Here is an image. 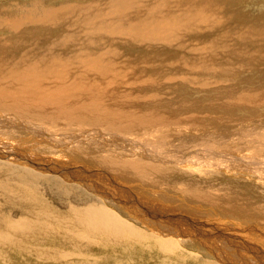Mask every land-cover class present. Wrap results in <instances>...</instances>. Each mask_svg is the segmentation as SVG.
Returning a JSON list of instances; mask_svg holds the SVG:
<instances>
[{
    "label": "rangeland",
    "instance_id": "374dc122",
    "mask_svg": "<svg viewBox=\"0 0 264 264\" xmlns=\"http://www.w3.org/2000/svg\"><path fill=\"white\" fill-rule=\"evenodd\" d=\"M38 1L44 4V7L45 4L51 6L50 4H54L55 2V0H0V20H22L24 17L29 16L30 7ZM61 1L62 0H60L56 6L52 7L59 8L66 4L78 7L84 5L72 2L67 3L72 0ZM143 1L144 0L122 1L123 9L129 10L136 18L131 30L134 29L135 31L136 27L142 24ZM262 3H264V0H218V5L223 15L227 16L229 19L235 17L234 19L236 22L245 25L252 24L253 21H256L258 18L264 19V8L259 6ZM19 4L26 5V7L23 8ZM3 9L7 11V19L1 16ZM118 9L119 7L113 11H117ZM14 11L16 15L10 16L9 13ZM73 17L74 16L68 18L63 17L61 19V40H65L70 36L69 25ZM199 23L202 26V20H200ZM204 30L206 32L199 37L200 39H205L209 36L207 33L208 29ZM82 32L83 30L80 29L76 37L80 42ZM104 37L110 38L112 36ZM50 39L51 35L47 32L46 41H41L40 45H49ZM115 40H121L123 43H127L120 37H115ZM223 45L227 48H231L226 52L229 55L232 54L233 50L240 52L243 46V48L246 47L249 49L250 53L248 54L255 55V57L259 54L261 58L258 56V58L254 57V59L250 56H246L249 58L248 61L236 65L234 76L233 78L230 77L229 80L227 79L229 76L226 68H228L230 64L228 62H223V66L217 65L216 68H218V71L212 75V78L217 79L219 83L223 80L226 82L223 81L225 83L222 82L221 84L212 85V89L203 88L204 84L212 82L210 78L206 79L204 74L187 76V73H179L177 68H174L170 73L156 70V66L158 65H162L163 68L166 69L168 66L180 62L187 68L183 59L186 61L192 60V54L184 55L181 58L176 52L168 53L166 48L169 47V45L155 44L154 50L162 49L169 60H180L174 62L167 61L166 58H164L162 62L151 61L149 59V49H140L139 47L131 45H123L120 47L118 50L120 55L115 54L114 56H110L104 54L100 59L103 61H113L117 58H129L131 60L144 59L149 66L147 68H142L144 75L150 79L156 80L157 84H165H162L157 90L142 84L132 85L130 92L133 94V97L160 99V102L164 104L174 102L178 104L179 101L185 100L186 102L184 101V104H190V106L194 107H192V110L190 107L189 110L187 108L181 110V114L188 115L191 111L192 114L190 113L189 115L194 114L200 119H197V124L201 123L204 125V123L209 124L210 122H215V124L211 125V128L210 125L205 124L210 129L203 132L205 134H198L199 136L200 134L202 135L200 136L201 139L196 138L198 142H196V139L192 140V133H190L191 138L189 136L188 139L187 136L188 142L190 143V145L186 147L187 151L184 150L180 154L181 145L177 142L171 145L170 150L174 154L182 155L181 160L178 164L173 163L172 168H174V171H171V167L169 168V171L172 172V180L169 177L171 181L168 179L163 183L161 182L158 185H154V187L151 181H141L138 179H134V181L130 178H124V180H122L108 170L106 172H98L101 177H91L90 174L88 175L87 173H94L98 170L93 168V171L91 168H88L86 164L77 162L78 166L84 169H82L83 172L80 171L74 164L76 159H74L72 155L74 152L76 153V151L72 149L76 146L72 145V143L77 145L79 142L76 141H80L79 144L83 149L87 148V146L98 148V144L94 145L90 137H88L89 141H83L77 134L79 132L92 130L94 125L91 127L83 125L74 128L71 126L68 128L67 126L64 127L62 124H51L33 119L31 120V118L20 115L17 116L18 114H15L13 111L5 110L3 112L4 115L0 111V115L2 114L4 116V119L2 115L0 116L2 117L0 118V148L2 149L0 151V182H5L7 184L21 182L20 189L24 193L32 192L35 198L38 197L40 200H44L54 213L60 215V217L69 215L68 213L72 211L85 210L93 203L101 204L106 210L108 209L107 211L109 214H111L113 218L119 220L120 223L127 222L128 224L124 227L127 226L129 229L136 231L135 236H126L123 233L126 231L121 230V227L117 226L110 230L112 233L110 232L108 235H105V231L101 229L95 233L97 236L91 234V238L93 239L87 236L88 240L86 239V245L82 247L61 241L54 242L53 239L48 240L46 244L28 242L33 244L22 243L23 246L0 247V261H2L0 264H245L246 259L248 261L246 262L247 264H264V259H259V255L260 257H264V208H262L264 207V145L262 149L259 148L258 143H260L262 139H259L258 142L255 139V134H257V132L262 134L264 132V46H260L261 49H259V46L255 47L252 44L240 45L238 42H235L234 37L226 38L223 41ZM225 47L218 46L217 58L225 54ZM9 51L16 56L22 53L13 45H10ZM70 51L71 49L62 48L60 55H64L68 63H81L82 58L77 55L78 51H74L76 54L71 56L69 55ZM255 51H258L257 54ZM260 51L263 53V56H261L262 54L260 55ZM135 71L141 74L137 69H135ZM121 73L126 76L128 71L124 68L121 70ZM92 75L107 80L110 88L115 84L119 87L126 85L125 82L127 78L117 79V74L112 69L108 71L101 70L100 75H96L92 71ZM136 86H138L137 89H135ZM246 89L263 91V95L261 96L263 100H252L254 104L252 101H250L252 102L251 104L247 101H245L247 102L246 104L244 102L238 104L241 100L237 102L235 98H229L231 95L233 96L234 94L235 96ZM230 92L232 94H230ZM235 92H237V94H235ZM219 96H224L228 99L224 97L220 98ZM224 99L227 100L228 103L236 101L238 105L236 103H233L235 105L229 104L231 108L229 107L228 109L229 105H227ZM212 102L215 106H213ZM222 102L225 105L222 104ZM182 103H180L181 106ZM220 104L224 107L227 105V107L223 108ZM150 107L151 104L146 102V112ZM193 110L197 111L198 114L193 113ZM184 111L188 113L186 114ZM202 114H206V116H200ZM10 115L12 119L9 118ZM177 115L178 114H174V116ZM210 117L212 121L206 122ZM213 117L217 118H215L217 122L212 119ZM202 118H204V123L201 120ZM4 120L6 121L4 122ZM219 120H221L222 123L225 121L227 122L221 124ZM14 123L17 125L15 126ZM218 124L221 126L220 130H222V128L223 130L220 132L218 131L217 138H208L207 136L211 137L216 133L213 126L215 125V127L219 128V126H216ZM227 125L230 126L228 127ZM44 128L46 129L45 132ZM219 134H225L226 136L223 137V135ZM113 135L112 138L117 136L115 139L119 140V142H117V140L115 141V139L113 140L110 135L96 137L95 139L97 141L95 139L93 141L101 143L99 145L100 147H106L107 144L115 147L118 146V150H128L132 148L130 157L145 158L146 155L150 153L154 157L145 159L156 160V158L162 159L161 156L164 157V155H169L167 151L164 152L163 148L156 147L159 149H153L151 146L154 143L146 142L143 139L136 138L134 140L128 136L126 137V135H124L125 138H123L122 135L116 134L114 137ZM251 136L253 137L251 138ZM120 137H122V139H120ZM103 138L105 139L101 140ZM229 138H231V140ZM108 139H111L113 144L112 141H108ZM241 139L248 142L241 143ZM105 140L110 143L108 144ZM224 141L228 142L226 143ZM229 141L231 142L229 143ZM89 142H92L91 145ZM61 143L68 147L63 148ZM114 143L116 144L114 145ZM128 146L130 148H128ZM143 149H148V153ZM152 149L153 152H149ZM71 151H73V154H71ZM157 152L159 154L156 155ZM160 152L162 155H160ZM19 153H22L23 157L33 161L34 165L22 160ZM77 153H79L77 155L81 158L89 156L88 152H82L81 149H79ZM83 154L85 156L82 157ZM184 154L186 156L188 154V159ZM21 162H26V164H23L25 166H23ZM49 163H53L55 166L48 167ZM169 166L171 165H167V167ZM66 168H69L70 172L67 171ZM72 170L75 172L72 173ZM258 172H260V174ZM103 173L105 174L103 175ZM158 178L163 180L160 177ZM159 182L160 181H158V183ZM93 183H95V186L96 184L97 186L100 185L98 186L99 188L95 187L96 192L93 191ZM90 184H93L92 188ZM60 185L68 187L69 191L64 194L61 190L57 189ZM88 185L89 187H87ZM197 187H202V191L206 189L209 192L210 190L211 192L209 193L213 197H216L217 193L222 195L227 192V197L229 196L228 198H230L231 193L232 195L238 193L240 194V198L232 199L231 197V199L233 200L232 203L236 201L235 204L238 203L241 209L235 210L234 212L233 209L229 208V210H231L227 211L223 209L218 202L206 195L204 196L207 199L195 198L190 192ZM106 188H113L114 191H111L114 193L111 196L99 193V191H105ZM232 203L229 201L228 204L233 205ZM247 205L249 207H247ZM255 206L256 208H254ZM242 207L248 208L246 213L249 211V214H246L244 212L245 209ZM0 208V215L4 214L10 216L15 221H18L21 215L28 210L27 207L23 210L12 209L9 211L6 208ZM157 210L163 212L164 215H170L169 219L172 221L167 220L165 217H163L164 220L161 221V216H163V214L157 217L153 215L156 214ZM241 211L243 213H241ZM258 211L260 213L256 214ZM252 212L255 217L257 216V220L254 216L255 219L252 218ZM244 213L248 216L245 215L246 217H244ZM238 214L243 215L240 216ZM179 215L184 217V219H188L192 224L195 223V225H197L196 231L199 234L196 232V235H191L188 227L179 225L180 223L176 221ZM152 217L157 219L155 221L151 220ZM258 217H260V219H258ZM261 221L263 222L261 224L262 226L259 224ZM192 228L194 229V227ZM114 229L116 233H114ZM119 233H121V235ZM224 238H230L231 242L227 244ZM164 240L174 244H164L161 242ZM178 244L183 247H179ZM236 245L237 248L246 252L245 257L242 258L244 263L241 261L240 263L237 261L230 263L225 257L226 254L234 257L235 252L232 249L236 248ZM249 247L253 248V250ZM42 250H48L54 256L63 255L64 259L44 261L43 259L36 258L34 255ZM235 255L237 257H235V259L238 260V255Z\"/></svg>",
    "mask_w": 264,
    "mask_h": 264
},
{
    "label": "bare ground",
    "instance_id": "6f19581e",
    "mask_svg": "<svg viewBox=\"0 0 264 264\" xmlns=\"http://www.w3.org/2000/svg\"><path fill=\"white\" fill-rule=\"evenodd\" d=\"M59 1L60 0H55L54 4H50L51 6H49V4H45V7L43 6L44 4H41L39 1L35 2L32 6L30 5L29 16L24 17L22 20H0V111L3 115V112L8 110L18 114L17 116L20 115L31 118V120L33 119L51 124H62L64 127L67 126L68 128L71 126L74 128L83 125H87L88 127L94 125L92 130L79 132L77 134L83 141H87L88 137H90L94 145L98 144L97 146L99 149L91 146H87V148L83 149V147L79 144L80 141H76L79 142V145L74 141L77 145L72 143V145L76 146L73 147L72 150L76 151V153L74 152L76 155H74L73 151H71V154H73L72 156L76 159L74 164L81 172H83L84 169L79 167L77 162L86 164L87 167L91 168L93 171L94 169L98 170L94 173H87L88 175L90 174L91 177H101L98 172H106L108 170L110 173L115 174L122 180H124V178H130L131 180L138 179L141 181H151L153 183V187L154 185L167 181L169 177L171 179V171L174 169L172 168L173 163L178 164L180 162L182 156L180 155L181 152L186 150V147L190 145L188 142L189 136L191 138L190 133H192V140L196 138L201 139V134H205L203 132L210 129L211 125L215 124V122H210L211 124L204 123V118H202L201 120L204 125L201 123L197 124V116L194 114V116L189 115L191 111L189 113L187 112L188 115L181 114V110L185 108L188 110L191 108L192 110V107H194L190 106V104H184L185 100L181 102L179 101L178 104L175 102L164 104L160 102V99H143L133 97V94L130 92L132 85L142 84L157 90L162 84H165H157L156 80L150 79L144 75L142 68L149 67L144 59L141 58L131 60L129 58H117L113 61H103L100 60L101 57L104 54H108L110 56H114L115 54L120 55L118 51L120 47L123 45H131L139 47L140 49H149V59L151 61L162 62L164 58H166L167 61L174 62L180 60H169L162 49L154 50L155 44L169 45V47L166 48L168 53L176 52L181 58L184 55L192 54V60L186 61L183 59L187 68L182 62H180L170 65L166 69H164L162 65H158L156 66V70L170 73L174 68H177L179 73H187V76L193 74H204L205 78H210L212 82L204 84L203 88L212 89V85L221 84L225 81L223 80L219 83L217 79L212 78V75L218 71V68H216L217 65L223 66V62H228L230 64L229 67L226 68L229 76L227 79L229 80L230 77L233 78L234 76V71L236 70L235 66L248 61L249 58L246 56H250L251 58L255 57V55L248 54L250 53L249 49L246 47L243 48V46L241 47L240 52L233 50L232 54L229 55L226 52H228V49L231 48L225 47L223 45V41L228 37H234L235 42H238L240 45L252 44L255 47L259 46V49H261L260 46H264V19L258 18V21L254 20L253 23L249 25L240 24L235 21V17L229 19L227 16L223 15L218 5V0H144L143 13L141 16L142 24L137 26L134 31V29L131 30V27L134 25L136 18L129 10L123 9V0H72L67 3L72 2L84 5L78 7L66 4L59 8L52 7L56 6ZM61 2H63V0ZM19 5L23 8L26 7V5ZM259 6L264 8V3ZM118 7L119 9L117 11H113ZM9 14L10 16H13L16 15V12H10ZM1 16L6 19L8 18L7 11L5 9L2 10ZM71 16L74 17L69 25L70 36L65 40H61L60 21L63 17L68 18ZM200 20H202V26L199 23ZM80 29L83 30L81 34V42L76 39L77 33ZM204 29H208L207 33L209 36L205 39H200L199 37L204 35L206 32ZM47 32L51 35L50 44L42 46L40 45V42L46 41ZM104 36L112 37L105 38ZM115 37H120L127 43H123L121 40L116 41ZM10 45L15 46V48H18L22 53L19 56L10 53ZM219 45L225 47L226 49L225 54L222 57L217 58L216 55ZM62 48L71 49L69 52L70 56L75 55L76 53L74 51L77 50V55L82 58L81 63H68L65 56L60 55ZM258 51H255L256 54ZM259 53L263 56L261 51ZM258 56L255 58H258ZM124 68L128 71L126 76L121 73V70ZM110 69L116 72L117 79L127 78L125 86L119 87L115 84L110 88L107 80L92 75V71L96 75H100L101 70L108 71ZM135 69H137L141 74L137 73ZM137 88L138 86L135 87V89ZM230 94L232 93L230 92ZM235 94H237V92H235ZM262 95L263 91L261 92V90L246 89L239 92L235 96L234 94L233 96L229 95V98H235L237 102L238 100H241L238 104H242L243 102L245 104L247 102L251 104L253 102L252 100L261 99ZM219 97L222 98L224 96ZM224 98L226 99L227 97ZM225 101L227 102V100ZM146 102L151 104V107L147 112L145 110ZM237 102H227V105H235L233 103L237 104ZM180 103H182V106ZM222 104L224 103L222 102ZM222 104H220L221 107H227V105L224 107ZM213 106L215 105L213 104ZM229 107L230 105L228 106V109ZM193 111V113H197V111ZM184 113L186 112L184 111ZM174 114L178 115L174 116ZM3 115L2 117L4 119ZM200 116H206V114H202ZM9 118H11V115ZM215 118L213 117L212 119L216 121ZM210 120L211 117L209 120H206V122H209ZM5 121L6 120H4V122ZM219 121L221 124H225V122H227L225 121L222 123L221 120ZM205 124L210 125V128ZM16 125L17 124H15V126ZM219 125L220 124L216 126ZM227 126L229 127L230 125ZM213 128L216 130V133L211 137L207 136L208 138H217L218 131L220 132L223 130V128L220 130L221 126L217 128L214 125ZM45 131L46 129L44 132ZM199 133H201L200 136L198 135ZM113 134L122 135L123 138H125L124 135H126V137L128 136L134 140L139 138L145 140L146 142L154 143L151 146L153 149L156 150L163 148L164 152L167 151L169 155H164L165 158L161 156L162 159L156 158V160L145 159L148 157H154L150 153L146 155L145 158L130 157L132 148L129 146L128 148L130 149L126 148L128 150H118V146H116V148L115 146L106 144V147H100L99 145L101 143L93 141L96 137H105L106 135H110L112 138ZM263 134L260 132L255 134L257 142L259 139H262V141L258 143V147L261 149L264 145ZM115 135H113V137ZM238 135L242 136L240 134ZM203 136L206 137L205 135ZM225 136L226 135L224 134L223 137ZM116 137L112 139L114 140ZM122 137H120V139H122ZM252 137L253 136H251V138ZM104 139L105 138L101 140ZM229 139L231 140V138ZM109 140L112 141L111 139H108V141ZM116 140L117 139H115V141ZM108 141L106 142L109 144L110 142ZM92 142H89L90 145ZM117 142H119V140H117ZM175 142L181 145L180 154H174L170 150L171 145ZM196 142H198V140ZM230 142L231 141H229V143ZM242 142L246 143L248 141L241 139V143ZM115 144L116 143H114V145ZM61 146L63 148L68 147L65 144H62ZM79 149H81L82 152H88L89 156L86 158L79 157V155H77L79 154L77 153L79 152ZM153 149L149 152L152 153ZM1 150L2 149L0 148V151ZM143 150L147 152L148 149ZM157 154L159 153L157 152L156 155ZM19 155L22 160H25L27 163L30 162L34 165V162L26 157H23L22 153H19ZM160 155H162V153ZM83 156L85 155L83 154L82 157ZM187 159L185 158L186 161ZM26 162H21V164H26ZM167 165L171 166L167 167ZM54 166L55 165L53 163H49L48 165V167ZM170 167L172 168L171 171H169ZM66 169L70 172L69 168ZM71 172L74 173L75 171L72 170ZM258 173L260 174V172ZM104 174L105 173H103V175ZM170 179L169 181L172 180ZM158 181L160 182L158 183ZM20 183L7 184L5 182H0V207L6 208L8 211L12 209L23 210L25 207L28 208V210L21 215V218L18 221H15L10 216L4 214H2L4 216L0 215V247L23 246L22 243L46 244L50 239H53L54 242L61 241L82 247L86 245L87 236L91 238V234H95L101 229L105 231V235H108L110 232L112 233L110 230L117 226L121 227V230L126 231L123 232L126 236H135L136 234V231L129 229L127 226L124 227L128 224L127 222L120 223L119 220L113 218L112 215L109 214L107 211L108 209L106 210L104 206L97 203H93L85 210L72 211L68 213L69 215L60 217V215L54 213L44 200H40L38 197L35 198L32 192L24 193L20 189ZM93 184H90V187L92 188L93 185V191L96 192L95 187L100 185L97 186L96 184L95 186V183ZM87 187H89V185ZM57 189L61 190L64 194L69 191V188L63 185H60ZM111 190L114 191L113 188H106L105 191H99V193L111 196L114 193H112ZM209 192L211 191L209 190ZM209 192L206 189L202 191V187H197L191 191L190 194L195 196V198L199 197L201 199H207L204 196L206 195L212 200L214 199V201L218 202L222 208L227 211L229 208L233 209L234 212L235 210L241 209L238 203L235 204V200V202L232 203V199H237L238 197L240 198V194L234 193L232 195L231 193V199V197H227V192L222 195L217 193L216 197H213ZM229 201H231L233 205L228 204ZM248 205L247 207H249ZM254 208H256V206ZM243 209H245L244 212L246 213L248 208ZM242 211L241 213H243ZM260 212L258 211L256 214H259ZM245 213L244 217L248 216L246 215L247 213ZM160 214H163V216H161V221L164 220L163 217L167 218V220H171L169 219L170 215H164V213L159 210H157L156 214L153 215L157 217ZM179 216L176 218V221L180 223L179 225L188 227L190 234L196 235L198 233L196 231L197 225H195V223L192 224L188 219H184L181 215ZM253 216L254 214L252 215V218L255 217ZM255 218L257 220V216ZM156 219L157 218L152 217L151 220L155 221ZM258 219H260V217H258ZM262 221L259 223L260 225L263 223ZM192 227H194V229ZM115 231L116 230L114 229V233H116ZM119 234L121 235V233ZM224 240L227 244L231 242L230 238H224ZM161 242L167 245L174 244L166 240ZM178 246L183 247L180 244H178ZM250 249L253 250V248ZM232 250L235 252L234 257L226 254L225 257L227 261L230 263H234L236 261L238 263H240V261L244 263L242 258L245 257L246 252L237 248V245L236 248ZM235 254L238 255V260L235 259ZM34 256L36 258L43 259L44 261L64 259L63 255L54 256L48 250H42ZM259 259L263 260L264 257H260L259 255ZM246 262H248L247 259ZM246 262L245 264H247Z\"/></svg>",
    "mask_w": 264,
    "mask_h": 264
}]
</instances>
